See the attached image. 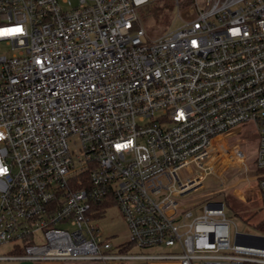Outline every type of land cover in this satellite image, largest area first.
<instances>
[{"label":"built area","instance_id":"1","mask_svg":"<svg viewBox=\"0 0 264 264\" xmlns=\"http://www.w3.org/2000/svg\"><path fill=\"white\" fill-rule=\"evenodd\" d=\"M157 1L0 0V245L15 255L264 264V230L239 231L224 202L179 208L218 162L246 165L219 137L247 122L264 201V0H172L181 24L151 37ZM113 205L126 244L173 250L113 244Z\"/></svg>","mask_w":264,"mask_h":264},{"label":"rangeland","instance_id":"2","mask_svg":"<svg viewBox=\"0 0 264 264\" xmlns=\"http://www.w3.org/2000/svg\"><path fill=\"white\" fill-rule=\"evenodd\" d=\"M160 7L162 9L158 16L148 9H145L142 13V18L151 37L181 24V20L177 15V7L172 10V0L161 1ZM167 17L169 18V23L165 27L166 23L164 21ZM0 47L3 50L0 53L7 51L5 44L0 43ZM219 138L225 141L227 147L240 146L245 151L244 160L246 165L229 164L227 161L218 162L217 174L210 175L203 185L182 195L179 198V208L192 207L197 213L201 211V208L207 202H224L227 215L236 224L239 231L263 232L262 229L257 227L258 222L264 218V201L260 195L259 182L255 179V176L262 172L256 162L259 138L257 127L254 123L247 122L234 128L232 133L222 135ZM220 141L218 140V143ZM223 181L225 182L224 184L222 183ZM99 223L103 235L111 240L113 244L122 245L128 242V226L117 206L108 207L104 216L99 219ZM234 227L235 225L232 226L233 229ZM13 247V242H5L0 245V253H7ZM129 248L133 254L143 252L153 254L171 252L173 250V248L168 247L141 249L136 245H131ZM127 261L128 264H131L136 260ZM88 262L93 263L92 261ZM134 264L148 263L139 261Z\"/></svg>","mask_w":264,"mask_h":264},{"label":"crops","instance_id":"3","mask_svg":"<svg viewBox=\"0 0 264 264\" xmlns=\"http://www.w3.org/2000/svg\"><path fill=\"white\" fill-rule=\"evenodd\" d=\"M240 196V195H239ZM8 251L7 253H0V264H93L88 261L70 260V259H29L20 257ZM133 262L131 264H134ZM153 264H174L172 262H154Z\"/></svg>","mask_w":264,"mask_h":264},{"label":"trees","instance_id":"4","mask_svg":"<svg viewBox=\"0 0 264 264\" xmlns=\"http://www.w3.org/2000/svg\"><path fill=\"white\" fill-rule=\"evenodd\" d=\"M160 3H161V1H157V2H155V3H153V4H151L149 7H148V10H150V11H152L156 16H158L159 15V13H160V10L162 9L161 7H160ZM166 24L164 25L165 27H167V25H168V23H169V18L167 17L166 19H165V21H164ZM257 227H259L260 229H262V230H264V224L262 223V225L260 224V225H258ZM131 246V244H126V245H123V248H122V250L123 251H126V250H128L129 249V247ZM133 246V245H132ZM22 250H13V254H22Z\"/></svg>","mask_w":264,"mask_h":264}]
</instances>
